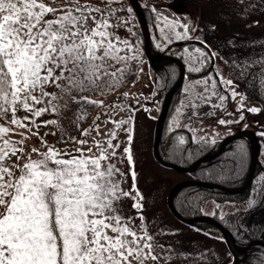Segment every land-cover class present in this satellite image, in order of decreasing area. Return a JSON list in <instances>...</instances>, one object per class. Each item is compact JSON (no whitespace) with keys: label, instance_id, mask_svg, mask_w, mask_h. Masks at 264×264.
<instances>
[{"label":"snow or ice","instance_id":"1","mask_svg":"<svg viewBox=\"0 0 264 264\" xmlns=\"http://www.w3.org/2000/svg\"><path fill=\"white\" fill-rule=\"evenodd\" d=\"M234 2L237 19L264 11V0ZM121 3L0 0V264H171L186 256L159 239L164 234L159 228L149 229L147 195L138 189L133 145L134 113L139 109L126 104L130 93L122 89L133 75V84L138 82L143 68L134 72L140 60L137 44L119 34L126 29L135 35L121 15L133 9L116 6ZM151 11L166 44L196 40L202 45L194 52L184 49L189 77L183 107L194 116L200 115L196 109L202 104L229 117L238 115L216 120L218 126L229 127V134L231 125L245 120L244 111H261L246 107L238 89L254 71L264 76V54L237 55L242 49L236 36L213 49L195 35L201 29L191 20L169 21L158 9ZM209 30L217 31V25ZM259 47L264 51V44ZM229 94L233 100L240 97L235 112L224 108ZM107 95L115 99L107 104L96 99ZM213 98L219 103L213 104ZM90 107L102 111L83 127ZM117 108L116 116L125 110L129 116L117 119L112 115ZM46 114L53 118L38 123ZM102 119L105 128L113 125L107 132L101 128ZM49 126L60 133L54 143L47 137L56 136V131L40 132ZM258 135L264 137V131ZM197 139L209 143L205 136ZM241 159L222 158L220 174L236 175ZM125 161L127 172L117 166ZM129 176L131 188L125 189ZM254 179L259 183L252 189L255 196L250 193L247 199L249 209L264 206V173ZM129 199L135 216L124 214Z\"/></svg>","mask_w":264,"mask_h":264},{"label":"rangeland","instance_id":"2","mask_svg":"<svg viewBox=\"0 0 264 264\" xmlns=\"http://www.w3.org/2000/svg\"><path fill=\"white\" fill-rule=\"evenodd\" d=\"M138 1H140L142 5L149 7L150 10L152 8L158 9V11L161 13V16L166 15L169 21L173 19H179L183 23H188L189 20H191L201 29V31L195 34L198 35L201 39L204 31L207 32L208 29L207 25L206 24L203 25V23H200L199 12L202 11L203 8L208 6L209 0H138ZM224 1H226L225 3L228 4V8H232V9L236 8V4L234 0H224ZM168 4L170 9L173 11L169 9ZM116 6L124 7V8L131 7L128 0H122V3ZM154 14H155V18H154L155 22L152 24V26L148 28L150 33V38L154 45L153 48H157L156 44L161 43L162 46L160 47V51H165L164 53L174 56L177 55V53L183 54L182 62L185 64V68L187 69L188 63L185 58L188 55V53H185L184 49L187 48L189 52H194L195 48L202 47V45H200L199 42H195L193 40H185V42L174 41L171 44H166V42L164 41V37L160 32V28L156 26L157 17L155 12ZM121 15L128 18L129 26L133 28L135 35L133 36L132 34L127 33L126 29L122 30L119 34L122 38H128L133 43L137 44L139 51L140 60L134 66L133 70L134 72L138 73V69L140 67L143 68V73H138V82L133 84V81L137 80V75H133L128 85L125 86L122 89V91L130 93V96L127 98L126 104L139 109L137 112L134 113L136 119H135V139L133 145V152L135 159V169L139 176L138 189L142 194L147 195V212L145 214L149 218L148 227L152 231H155L156 228H159L164 233L163 235L159 236V239L166 245H169L173 252L186 253V256H179L178 258H174L171 261V264H243L239 259L234 257L235 256L234 254L231 253L229 246L227 245L226 241L222 239V234L217 227L203 221H194L192 223H185L183 221L176 219L171 214V212L167 207L166 195L169 189L172 187V185H174L175 183L181 180L189 179L193 177L190 172L177 171L168 166L158 163L153 158L152 155L153 127H154L155 119L160 110L163 96L165 94L161 97V99L158 98V93L156 92V86L154 81L155 74L153 71L154 70L153 68L155 66H152L149 63V61L146 59L143 53V47H142L143 39L134 11L131 14L124 12ZM232 15L236 17L234 10ZM249 18L252 19L256 18L258 20H261V23L260 25H255L254 29L251 28L250 33H247L248 37L251 35V42H250L251 45L248 46V51H241L240 53V56H243L245 58L249 55V53L252 52L264 54V51H262L261 48L259 47V45L264 44V11H258ZM253 21H255V19H253ZM160 27H163L162 22ZM177 31H182V29L178 28ZM189 43H191V45H188ZM166 61H170V60H166ZM170 62L174 63L173 61ZM254 67H258V66H254ZM177 74H178V70H177ZM188 77L184 78L183 76V81L180 85L181 90L176 96V102H174L173 107L169 112V114L168 112H166V116L162 121L160 127L159 139L161 136V128L163 127V123L165 122L162 131L163 136L161 138H165L166 136H168L166 134H168L172 130H175L176 133L174 135H176L175 138L178 142H181V140H183L184 142L186 141L198 142L197 138L201 136H205L206 139L209 141V143H207L208 145L211 144L212 139H216V142L218 144L223 137L229 135V127L218 126L216 123L217 118L238 119V115L234 117H229L227 115H224L223 110L214 109L210 104H202L198 109H196V111H198L200 115L198 116L192 115V112L189 109L183 107V104L185 102V95H186L184 90L185 88L188 87ZM247 89H249V92L247 91ZM238 91L241 93V95L245 97L243 103L246 107L256 106L260 108L261 111L258 113H250L244 111L245 120L240 124L231 125L230 126L231 133H234L242 129H251L255 132L259 143L258 164H261L262 169L260 170L264 172V137L258 135L259 132L264 131V76L261 75L260 71H254L252 73V76L249 77L246 85L241 84ZM154 92L155 95H153ZM137 98L139 99V104H137ZM96 99H103L104 102L107 104L113 101L115 99V96L107 95L105 97H96ZM239 102H240V97H237L236 100H233L229 94V97L224 102V108H226L229 112H235L236 109L239 107ZM212 103L218 104L219 101L213 98ZM177 109H179L180 111L177 112ZM88 111L90 115L88 116L87 120L83 123V127H88L89 125H91L93 119L98 114L101 113L102 109L100 107H90ZM118 111L119 108L115 109L112 115L116 116V112ZM203 113H215V115H212L211 117H207V116H203ZM129 114L130 111L125 110L123 112H120L119 116H116V118L117 119L127 118ZM52 118L53 117L51 115L46 114L42 118H37V122L39 123L41 119L48 120ZM201 119L203 120V124H201ZM245 124H247L248 126L245 127ZM112 127L113 125L109 123L107 125V128H105L104 121L103 119L101 120V128L104 132H107L108 129H111ZM53 131H56V136L49 135L47 137L49 143H54L55 140L59 137L60 133L56 130L55 126H49L48 128L41 127L40 129L41 135H43V133L45 132H53ZM93 135H95V133H93ZM237 139H234L233 141L229 142L227 145H229L230 147L237 144L239 149L240 148L245 150L247 149L249 154V142L247 143L248 140H245L244 138H237ZM120 140H124L123 133L120 134ZM114 142L118 143V141H114ZM59 146L63 147V145H59ZM69 147H71V145H69ZM234 149L235 148L233 146L232 151H234ZM118 152H122V148L119 149ZM238 152L239 150L237 149L236 153ZM206 154L207 153H205L204 155ZM211 160L212 159L208 161ZM187 163L188 161H180L178 165H186ZM117 166L122 168L125 172L128 171V165L126 161L125 163L118 164ZM255 169H256V165L254 171ZM205 175L206 176H201L203 181L215 182L231 188H237L238 186L236 183V179L234 177L223 176L220 173L216 175H211V174H205ZM252 180H253V176H252ZM252 180L250 184L245 188L246 194L239 200L232 199V201L216 203L215 201L208 199L204 201L194 211V214L211 216L214 219H216L220 223V225L226 228V226H228V224H226L227 223L226 216L229 215V218H231L232 214L230 213H232L233 211L237 210L238 213L243 211V209L247 207V199L249 198L250 193L251 195L255 196V193L252 192L254 186L252 185ZM131 183H132L131 177L129 176L127 183L124 185L125 189H130ZM132 202L133 201L130 199L124 202V208H125L124 214L126 216L137 215V213L134 210H130V205ZM183 216L191 217L186 215V213H184ZM136 223L139 224L140 223L139 220H137ZM211 226L216 228L218 232L214 231L211 228ZM254 245H259V244H254ZM241 248L242 247H239V249Z\"/></svg>","mask_w":264,"mask_h":264},{"label":"trees","instance_id":"3","mask_svg":"<svg viewBox=\"0 0 264 264\" xmlns=\"http://www.w3.org/2000/svg\"><path fill=\"white\" fill-rule=\"evenodd\" d=\"M225 2L226 1L224 0H209L208 6H206L202 9V11L199 12L200 23H203V25L206 24L208 27L207 32L204 31L202 39H206L208 43L212 44L214 49H217L223 47V42L231 37L236 36L240 49H242V51H248V46L251 45V35L248 37L247 33H250L251 28L254 29L255 25H260L261 20L253 18L255 19V21H259L258 24H254L253 19L249 17L243 20H238L235 16L232 15L234 9L228 8V4H226ZM141 6L144 11L149 28L155 22V14L149 9V7L142 4ZM213 24L217 25V31L215 32H211L209 30L210 25ZM246 24L250 26L246 27ZM236 34H239V36H237ZM149 41L152 51H160V48H153L154 45L150 37ZM188 45H191V43H189ZM224 51L227 52L228 49H224ZM240 53L241 51H238L237 55H240ZM175 56L182 59L183 54L177 53V55ZM153 69L155 74L154 81L156 92L158 93V98L161 99V97L166 93V91L176 78L178 69L174 63L166 60H160ZM188 76L189 74L187 72V69L185 68L184 78ZM180 90L181 86H179L178 89L173 93L167 111L168 114L171 111L174 102H176V96L180 92ZM247 91L249 92V89H247ZM164 124L165 122L163 123V127ZM163 127L161 128L158 153L160 157L165 161L172 162L177 165L180 161H188L186 165H180L187 166L197 157L204 155L205 153L211 154L217 148V142L215 144L211 143L210 145L196 141H186L184 143L178 142L175 138L176 135H174L176 133L175 130H172L168 134H166L168 135L166 137L164 135L165 138H161L163 136ZM233 146L235 148V152L232 151ZM233 146L229 147V145H226L224 150L211 161L199 163L192 171H190L192 177L202 180L201 176H206L205 174H219V168L217 167L218 162L225 156L235 155L238 159L242 158V166L238 170L236 175H229L228 177H234L236 179L237 185L241 186L245 182L247 177L249 154L247 149H239L237 144ZM237 149L239 150L238 153H236ZM260 169H262V166L261 164H258L253 173L252 185L259 183V181L255 180L254 178H256L258 174L264 173ZM245 194L246 189L240 193L230 194L216 188L208 189L197 185H189L182 187L176 191L173 197V205L178 213H180L182 216L184 215V213H186V215L188 216H193L196 215L194 214V211L208 199H211L216 203H222L225 201H232V199L239 200ZM230 214H232L231 218H229V215L226 216V224H228L226 228L233 236L234 242L238 247H244L252 239L264 241V206H258L252 209L246 207L240 213H238V211L236 210ZM211 228L214 231L218 232V230L213 226H211ZM241 256L243 258V260L241 261L243 264H264V246L253 245L245 252V254Z\"/></svg>","mask_w":264,"mask_h":264},{"label":"water","instance_id":"4","mask_svg":"<svg viewBox=\"0 0 264 264\" xmlns=\"http://www.w3.org/2000/svg\"><path fill=\"white\" fill-rule=\"evenodd\" d=\"M128 1L131 5L133 11H134L136 18H137V21H138V24L140 27V31H141V35H142V39H143V43H142L143 53H144L145 57L147 58V60L149 61V63L152 66H155V63H157L158 61L166 59V60L173 61L178 67L177 77H176L175 81L172 83V85L169 87V89L167 90L165 95L163 96L159 113H158V115L155 119V122H154L153 140H152L153 158L158 163L165 165V166H168V167L175 169L177 171L190 172L199 163L215 158L217 155H219L221 153V151L224 149V147L229 142L233 141L234 139L246 137L249 140V165H248L247 177H246L245 182L241 186H239L237 188H231V187H226V186L220 185L218 183H213V182L203 181V180H198V179H193V178L181 180V181L175 183L174 185H172V187L169 189V191L166 195V204H167L169 211L171 212V214L176 219L183 221L185 223H192L194 221H203V222L209 223L211 225H214L215 227H217L220 230V232H221L223 238L225 239V241L227 242L229 248L232 247L234 252H239V253L244 254L246 252V250L254 244H259V245L264 246V241L254 239V240H250L244 247L239 249L236 246V244L234 243V239H233L232 235L230 234V232L226 228H224L222 225H220V223L216 219H214L213 217L208 216V215H194V216L187 218V217H183L175 209V207L173 205V195L176 193L177 190H179L180 188H182L184 186L198 185V186L205 187V188H217V189H220L224 192H228L230 194L242 192L250 184V182L252 180L255 165L258 164L259 143H258L257 136L253 130L242 129V130L236 131L234 133H231V134L223 137L219 141L217 149L212 154L201 155V156L197 157L195 160H193L188 166H179L175 163L165 161L160 157V155L158 153L160 127H161L162 121L164 120V118L166 116V112H167L171 97L183 81L184 65H183V62L181 61V59L174 56V55H169V54L162 53V52H154V51L150 50V47H149V30H148V25H147L142 7H141L140 3L138 2V0H128Z\"/></svg>","mask_w":264,"mask_h":264},{"label":"flooded vegetation","instance_id":"5","mask_svg":"<svg viewBox=\"0 0 264 264\" xmlns=\"http://www.w3.org/2000/svg\"><path fill=\"white\" fill-rule=\"evenodd\" d=\"M244 139H245V140H248V139H246L245 137H244ZM248 142H249V140L247 141V143H248ZM237 253H238V252L235 253V256H234V257L237 258V259H239L240 261H242L243 258H242L241 255H243V254H240V253L237 254Z\"/></svg>","mask_w":264,"mask_h":264},{"label":"bare ground","instance_id":"6","mask_svg":"<svg viewBox=\"0 0 264 264\" xmlns=\"http://www.w3.org/2000/svg\"><path fill=\"white\" fill-rule=\"evenodd\" d=\"M238 254V253H237Z\"/></svg>","mask_w":264,"mask_h":264}]
</instances>
